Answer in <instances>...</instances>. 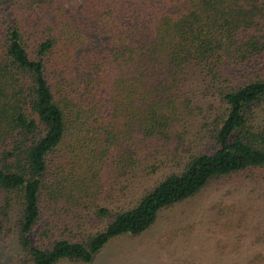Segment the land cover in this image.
I'll return each mask as SVG.
<instances>
[{"label": "trees", "instance_id": "trees-1", "mask_svg": "<svg viewBox=\"0 0 264 264\" xmlns=\"http://www.w3.org/2000/svg\"><path fill=\"white\" fill-rule=\"evenodd\" d=\"M51 1L0 0V227L18 202L28 263L88 262L248 173L255 186L217 206L231 212L222 264H264V0H75L47 32L29 31L19 3L23 14ZM60 149L78 162L67 171ZM144 176L155 178L121 203ZM43 206L100 223L52 237L40 227L34 241Z\"/></svg>", "mask_w": 264, "mask_h": 264}, {"label": "rangeland", "instance_id": "rangeland-1", "mask_svg": "<svg viewBox=\"0 0 264 264\" xmlns=\"http://www.w3.org/2000/svg\"><path fill=\"white\" fill-rule=\"evenodd\" d=\"M74 3L75 0H53L42 5L39 10H28L23 14L22 3H19L18 10L21 21L23 18L29 31H37L41 35L47 32V25H52V17L55 14L60 13L61 10L71 13L75 8ZM183 142L193 146L194 138L184 137ZM63 153L64 151L60 149L55 160H60L62 167H66L64 171H67L78 162L75 158H71V163L68 164ZM248 176L250 177L248 173L247 176L239 173L227 176L217 184L206 185L191 199L161 210L155 221L143 232L135 235L121 234L111 238L88 262L60 259L55 264H209L208 262L222 264L228 262L227 256L231 255L228 251L232 242L230 235L228 238H223L224 232H230L231 222L228 217L231 212H218L217 206L222 203L227 190H230L228 197H231L236 195L242 187L255 186L256 182L253 180L251 182ZM154 178L153 176L140 178L141 184L134 185L133 189L130 188L131 190L127 191L130 196L123 198L121 203L127 202L129 198H136L143 187L142 184H149ZM138 179L137 174L133 180ZM251 199L253 200V197ZM254 199H257V196ZM247 202L249 206L251 200ZM0 203H3L1 193ZM18 210V202L12 200L8 221H2L4 224L0 227V264H29L27 256L17 243L13 229ZM99 223L88 215L78 219L71 212L66 213L64 209L54 211L52 207L43 206L32 237L35 241V233L44 226L49 228L47 234L52 237L67 235L69 230L72 232L76 230L78 224L84 229H91ZM217 234L222 236L221 240L224 243L215 245L216 248H214V243H217L215 240L219 239ZM220 248H224L221 255H219Z\"/></svg>", "mask_w": 264, "mask_h": 264}]
</instances>
